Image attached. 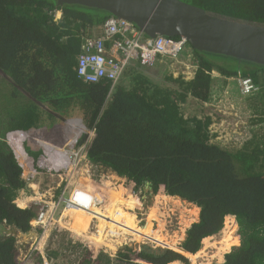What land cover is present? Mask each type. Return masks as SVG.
I'll list each match as a JSON object with an SVG mask.
<instances>
[{
  "label": "trees",
  "instance_id": "obj_1",
  "mask_svg": "<svg viewBox=\"0 0 264 264\" xmlns=\"http://www.w3.org/2000/svg\"><path fill=\"white\" fill-rule=\"evenodd\" d=\"M181 1L264 23V0ZM110 17L106 10L66 1L0 0V226L6 229L0 234V264H24L29 245L23 238L38 233L32 222L42 208L21 209L16 203L27 185L15 136L39 134L71 119L94 132L86 149L92 164L126 180L128 190H141L146 201L150 183L154 196L195 205L199 221L187 232L184 255L149 246H127L112 255L55 231L45 251L50 264H188L185 255L198 254L228 216L238 220L241 245L223 264H264V65L191 47L194 76H154L142 65L116 84L85 83L77 75L78 57L85 40ZM214 73L225 81L250 78L258 87L246 98L256 129L240 148L218 138L212 117L184 114L190 99L211 101ZM86 140L84 135L77 144ZM11 229L17 235L6 233ZM27 259L26 264H44L39 253Z\"/></svg>",
  "mask_w": 264,
  "mask_h": 264
},
{
  "label": "built area",
  "instance_id": "obj_2",
  "mask_svg": "<svg viewBox=\"0 0 264 264\" xmlns=\"http://www.w3.org/2000/svg\"><path fill=\"white\" fill-rule=\"evenodd\" d=\"M188 45L184 38L150 37L134 23L113 16L105 21L100 36L85 40L77 60V75L85 83L95 84L109 80L116 84L133 63L148 66L158 59L178 61ZM237 80L240 91L245 96L258 90L250 78L239 76ZM75 146L76 144L65 148L63 168L34 173L26 179H31V186L36 190L30 196L31 203L42 207L32 222L33 229L39 234L30 245L28 252L31 255L41 254L44 264H48L45 251L55 231H67L86 240L91 247L98 246L97 248L110 254L127 246H149L184 253L183 243L189 231L183 225V222L189 220L187 213L180 208L175 209L172 202L156 201L158 196L169 197L165 195L154 196L146 204L141 190L127 191L120 179H113V175L102 173L88 160L87 143ZM35 178H40L39 186L33 182ZM120 191H123L126 200H133V206L132 203L116 201L115 194ZM177 200L184 207L199 210L195 205ZM77 213H82L89 219V229L80 235L73 231ZM151 213H156L158 218L152 217ZM126 214L133 219L134 230L128 227ZM235 219V216H228L221 232L224 234L228 230L239 239L238 227L234 231L229 223ZM198 221L199 214L194 222Z\"/></svg>",
  "mask_w": 264,
  "mask_h": 264
},
{
  "label": "water",
  "instance_id": "obj_3",
  "mask_svg": "<svg viewBox=\"0 0 264 264\" xmlns=\"http://www.w3.org/2000/svg\"><path fill=\"white\" fill-rule=\"evenodd\" d=\"M108 11L148 36L184 38L198 51L264 65V23L209 11L181 0H59ZM152 193V185L146 184ZM6 229L0 226V234ZM17 235L14 229L6 232Z\"/></svg>",
  "mask_w": 264,
  "mask_h": 264
},
{
  "label": "rangeland",
  "instance_id": "obj_4",
  "mask_svg": "<svg viewBox=\"0 0 264 264\" xmlns=\"http://www.w3.org/2000/svg\"><path fill=\"white\" fill-rule=\"evenodd\" d=\"M97 30L98 29H96L95 36L97 35ZM192 51L194 50L190 45H188L182 53L180 60L172 61L159 59V63L151 67H147L146 70L152 72V75L154 76L165 72H170L176 76L179 74L194 75L195 71L197 70V66H195L196 63L193 61L195 58L191 54ZM214 75L215 83L212 88L211 101L208 103H199L193 99H190L187 104L183 106L184 114L186 117H202L204 115L212 117L214 124L212 125L211 129L218 135V138L221 141H224V143L233 142V146L235 148H240L245 141L251 139L252 130L256 129L254 126H252V113L249 108V104L246 102V98H248V96H245L241 93L239 83L236 78L225 81L223 78H220L218 74L214 73ZM115 197L116 201L120 203L127 202L133 204L132 199L129 201L126 200V196L123 191L116 193ZM152 198L153 197H151V199ZM151 199L150 201H146V204L150 203L152 201ZM169 202L173 203L171 205L175 204L173 201ZM179 207L181 210L187 213V215H189V220L183 222L184 229L189 230L192 225L196 223L194 220L196 221V216L199 214V210L190 209V207H184L182 204L179 205ZM171 208L175 207L171 206ZM151 216L158 218L156 213H151ZM127 217H129V215L126 214L125 219H127ZM130 221L133 222V219L131 218ZM229 223L231 224V227L233 226V230L236 231V228L239 225L238 220H231ZM81 228V232L88 230L89 223L87 226H81ZM226 232L227 235L225 234ZM50 239L48 242H50ZM204 240V247L200 253L194 257H189L187 255L185 256L189 259V264H221L224 262L225 256L230 253L234 247L241 245L239 239H237V237H235L234 234L228 230H225L224 234L220 232L217 237H207ZM85 242L87 243V241ZM92 247L100 250V248H97L98 246ZM118 252L119 251L113 253V255H116ZM30 254L31 253L28 251L24 254L22 253L21 260L24 261V264L27 263V257Z\"/></svg>",
  "mask_w": 264,
  "mask_h": 264
},
{
  "label": "crops",
  "instance_id": "obj_5",
  "mask_svg": "<svg viewBox=\"0 0 264 264\" xmlns=\"http://www.w3.org/2000/svg\"><path fill=\"white\" fill-rule=\"evenodd\" d=\"M59 17H61V14ZM101 34L102 31L98 29L96 36H100ZM157 63H159V59L153 65ZM136 66H142V64L133 63L129 70ZM84 135H87V139L89 137V139L92 141L94 132L87 129V127L79 119L66 120L63 124L61 123L60 125L54 127L52 130L43 131L39 134L26 133L16 135L14 146L20 163L24 169V177L28 179L27 177L29 175L33 176L34 173H40L41 171V173H45V171L48 169L63 168L65 165V157L63 155L65 148L79 143V140ZM35 179L36 180L33 182H35L39 186L40 178ZM28 182H31L29 185L31 186V179L28 180ZM35 191L36 190L33 186H31L30 189L29 187L27 189H23L20 193L17 205L20 208L30 207L32 204L30 196L33 195ZM164 199L167 200L166 202H175L176 208H180L179 204H182L177 200L178 198L175 197L158 196L156 198V201L160 202ZM77 217L78 218L74 220L73 231L81 234V226H87V221L86 218L79 219L81 217L80 213L77 214ZM181 217H183V214ZM214 236L217 237L218 234ZM214 236L210 237L214 238ZM178 262L179 261L175 262L174 264H177Z\"/></svg>",
  "mask_w": 264,
  "mask_h": 264
},
{
  "label": "clouds",
  "instance_id": "obj_6",
  "mask_svg": "<svg viewBox=\"0 0 264 264\" xmlns=\"http://www.w3.org/2000/svg\"><path fill=\"white\" fill-rule=\"evenodd\" d=\"M60 12H57L56 13V21H58V20H60V18L61 17H59L60 16ZM62 15V14H61ZM115 17V16H114ZM190 45V44H189ZM153 65V64H152ZM152 65H148V66H152ZM237 79V78H236ZM87 142H91V140L89 139V137H88V139L86 140V142L85 143H87ZM75 147H79V145L78 144H76V146ZM94 165V164H93ZM97 167V166H96ZM99 168V170L102 172V173H104V174H108V175H113V179H120L121 180V182L123 183V185H124V188L127 190V191H130V190H128V187H127V185H126V180H124V179H122V178H120L116 173H113L112 171H105V170H103L102 169V167H98ZM25 178V177H24ZM25 180H26V178H25ZM26 185H27V188L29 187V189H30V186H29V182L26 180ZM146 191V190H145ZM130 192H132V191H130ZM143 196V195H142ZM20 197V196H19ZM151 197H154V195L153 196H151ZM145 197H143V199H144ZM175 198H177V197H175ZM19 199V198H18ZM153 199V198H152ZM151 199V200H152ZM178 199H180V198H178ZM181 200V199H180ZM18 201V200H17ZM144 201L146 202V200L144 199ZM181 201H184V200H181ZM186 202V201H185ZM17 203V202H16ZM186 203H188V202H186ZM32 205V204H31ZM19 207V206H18ZM20 208V207H19ZM29 208V207H28ZM21 209H26V208H21ZM41 210V209H40ZM40 210H39V212H40ZM199 213H200V209H199ZM78 217H76V219H77ZM85 218H86V221H87V225H88V223H89V219L85 216ZM237 219V218H236ZM80 222V221H79ZM38 234H39V232L38 233H36V235L34 236V238H30L29 236H27V237H25V238H23V244L24 245H29V247H28V249H27V251H29V248H30V245H31V243L33 242V240L38 236ZM75 236V235H74ZM81 239V238H80ZM82 240H84V239H82ZM86 241V240H85ZM84 241V242H85ZM21 243V242H20ZM123 248H125V247H121V248H119L118 249V251L119 250H121V249H123ZM231 252V251H230ZM109 253V252H108ZM185 253V252H184ZM184 253H180V254H183L184 255ZM113 255V254H112ZM186 256V255H185ZM193 256V255H192ZM225 261V260H224ZM182 263V262H181ZM224 263V262H223ZM223 263H221V264H223Z\"/></svg>",
  "mask_w": 264,
  "mask_h": 264
},
{
  "label": "bare ground",
  "instance_id": "obj_7",
  "mask_svg": "<svg viewBox=\"0 0 264 264\" xmlns=\"http://www.w3.org/2000/svg\"><path fill=\"white\" fill-rule=\"evenodd\" d=\"M159 197H161V196H159ZM122 203V202H121ZM134 203V202H133ZM131 206H133V204L131 205ZM78 214V213H77ZM80 215H81V217L79 218V219H84L85 218V216H84V214H82V213H80ZM126 220V223L129 225L128 227L129 228H131V229H133L134 228V224H133V222L132 221H130V218L129 217H127V219H125ZM134 230V229H133ZM109 234V232L107 233V235ZM108 237V236H107ZM100 238H102V236H100ZM228 245V244H227Z\"/></svg>",
  "mask_w": 264,
  "mask_h": 264
}]
</instances>
